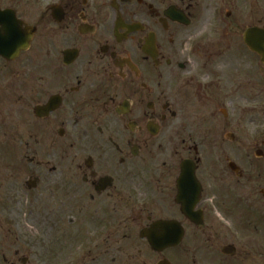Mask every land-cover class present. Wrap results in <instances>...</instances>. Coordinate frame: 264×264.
I'll return each instance as SVG.
<instances>
[{"label":"flooded vegetation","instance_id":"flooded-vegetation-1","mask_svg":"<svg viewBox=\"0 0 264 264\" xmlns=\"http://www.w3.org/2000/svg\"><path fill=\"white\" fill-rule=\"evenodd\" d=\"M247 135L264 0H0V264H200L201 243L234 264L237 212L263 264Z\"/></svg>","mask_w":264,"mask_h":264},{"label":"rangeland","instance_id":"rangeland-1","mask_svg":"<svg viewBox=\"0 0 264 264\" xmlns=\"http://www.w3.org/2000/svg\"><path fill=\"white\" fill-rule=\"evenodd\" d=\"M264 138V136L256 137L254 135H247L246 138L241 137L240 141L243 140L245 142L246 140V146L247 150L251 151V158L250 160L253 161V163H248L245 166H243V170L246 171L247 174V181L249 182V186L247 188V192H249V188L253 184H255L259 179V172H260V166L262 164L256 165L255 158L253 156V150L252 147L256 145V143L261 144L260 140ZM233 147L239 146V142H235L232 144ZM234 155V153H233ZM242 192H245V189L242 190ZM252 201H243V204L249 205ZM241 206L245 208V206L239 202ZM246 214L245 212L240 216L239 213H233L230 217L223 218L221 221V227L220 229L221 234L226 235L225 231L229 233L230 237H222L219 239V243L221 245H226V241L231 240V243L235 244V246L238 247V255L236 260H234V264H245V263H253L255 264V260H249L246 247L247 245H251L250 242L253 239V241L256 240V232L254 229L246 226ZM244 220V221H243ZM252 230V231H251ZM254 232V233H253ZM255 238V239H254ZM220 256L213 248H207L203 243H201L200 252H199V261L200 264H226V262L223 263L222 260L218 258ZM264 264V260H263Z\"/></svg>","mask_w":264,"mask_h":264},{"label":"water","instance_id":"water-1","mask_svg":"<svg viewBox=\"0 0 264 264\" xmlns=\"http://www.w3.org/2000/svg\"><path fill=\"white\" fill-rule=\"evenodd\" d=\"M161 242L162 241H161V238L159 235H155L154 237H151V243L154 247H156V248L160 247ZM160 264H170V263L168 261L165 263V261H164Z\"/></svg>","mask_w":264,"mask_h":264}]
</instances>
